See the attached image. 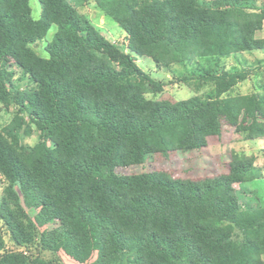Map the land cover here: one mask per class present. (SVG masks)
Segmentation results:
<instances>
[{
    "label": "trees",
    "instance_id": "1",
    "mask_svg": "<svg viewBox=\"0 0 264 264\" xmlns=\"http://www.w3.org/2000/svg\"><path fill=\"white\" fill-rule=\"evenodd\" d=\"M38 1L35 20L32 0H0V103L15 109L0 130V264H60L8 250L6 234L41 253L64 244L85 264H264V203H242L236 190L264 177L256 156L232 152L225 172L198 178L123 173L202 151L225 127L264 140V90L232 96L250 74L223 66L264 50L256 38L264 0H84L119 25L136 54L195 87L179 101L149 99L166 84L72 1ZM53 28L42 57L34 47ZM13 67L32 88L14 83ZM34 128L41 150L28 154L20 140Z\"/></svg>",
    "mask_w": 264,
    "mask_h": 264
},
{
    "label": "rangeland",
    "instance_id": "2",
    "mask_svg": "<svg viewBox=\"0 0 264 264\" xmlns=\"http://www.w3.org/2000/svg\"><path fill=\"white\" fill-rule=\"evenodd\" d=\"M78 7V12L83 15L103 36H105L113 44H117L122 50L130 54L137 62L138 66L146 73L151 74L155 79L164 82L166 87L164 92L158 96L148 95L149 99H172V100H186L197 95L194 86H188L181 83L177 76L169 70L157 66L151 58L147 55L136 54V50H132V42L127 37L126 33L122 31L119 25L110 17H107L94 1L85 2L84 0H70ZM32 16L35 20L41 18V4L38 0H32ZM56 32L53 28L47 38V42L41 43L34 47L35 51L42 57H46V45L52 40ZM201 64L205 66H214L212 61H202ZM228 68L231 62L225 64ZM181 67H175V70H181ZM15 73L14 83L18 86H25L32 88L33 84L24 78L21 72L13 67L11 69ZM257 82V79H256ZM13 93V88L10 87ZM241 93H250L254 91V83H246L243 89H237ZM15 109L6 110L0 103V130L4 129L12 121ZM20 144L27 147L28 154L34 151L41 150L39 145V132L34 128L31 136L22 134ZM260 146V145H259ZM258 146V147H259ZM232 152H236L246 156H256L258 161L264 164V150L256 149L253 145L243 143L237 139L234 134L227 128H224L223 136L221 138L211 139L208 146L202 151L197 152H176L170 154L168 157L156 156L150 160V163L144 166H137L123 171L129 175L134 173H145L149 170H165L171 172L175 177L183 178H198L203 177L207 172L218 171L225 172V163L230 160ZM3 190V180L0 181V194ZM240 195V201L244 203L261 202L264 200L257 199L260 193L264 194V180H257L246 183L245 187L236 186ZM29 213L33 216L38 209V205H31ZM5 242L8 250L15 252H28L32 255H41L47 260H56L60 264H85L74 259L73 254L67 249L64 244L59 245L60 254L44 252L41 253L36 246L29 248L16 247L11 241L10 237L5 235Z\"/></svg>",
    "mask_w": 264,
    "mask_h": 264
},
{
    "label": "crops",
    "instance_id": "3",
    "mask_svg": "<svg viewBox=\"0 0 264 264\" xmlns=\"http://www.w3.org/2000/svg\"><path fill=\"white\" fill-rule=\"evenodd\" d=\"M256 38L260 40H264V27L262 31H259L256 34ZM228 62H231V65L228 68H226L227 70H230L231 68L235 67L240 71L244 70L250 74L249 77L244 82L237 85L231 91L232 96L250 95V94H254V93L261 92L264 90V50H257L253 52H246V53L239 54L236 57L227 59L223 63V66H226L225 64H227ZM256 79H257V82H256ZM246 83H251V85L254 83V91L250 93L238 92L237 89L242 90ZM225 128L229 129L234 134V136L237 139L241 140L243 143H246L248 145H253L256 149L264 150V140L246 141L244 140L243 136L236 134L233 128H230V127H225ZM258 164L264 168V164H262L260 161H258ZM261 180H264V177ZM245 185L246 184L242 185V189L245 187ZM241 194L242 193H238L239 197ZM257 199L264 200V194L260 193L258 197L256 198V200ZM249 204H257V201L249 202ZM263 261H264V257H263Z\"/></svg>",
    "mask_w": 264,
    "mask_h": 264
}]
</instances>
